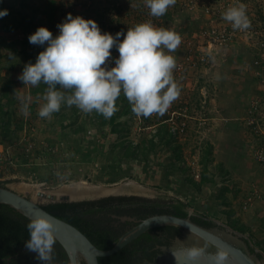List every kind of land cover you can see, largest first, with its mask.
I'll return each instance as SVG.
<instances>
[{
	"label": "rangeland",
	"instance_id": "1",
	"mask_svg": "<svg viewBox=\"0 0 264 264\" xmlns=\"http://www.w3.org/2000/svg\"><path fill=\"white\" fill-rule=\"evenodd\" d=\"M241 3L246 5L251 29L235 30L236 38L227 47L214 49L207 62H198L200 51H204L199 43L203 31L213 26L232 27L222 16L229 7ZM50 7L55 9L51 11ZM21 8L23 16H35L38 8L31 30L45 27L54 37L59 34L57 25L68 14L94 20L102 34L113 36L117 32L126 34L128 28L146 22L179 33L182 43L177 52L171 54L176 57L173 75L181 94L164 116L142 118L133 113L128 116L132 120L130 137L136 143L154 138L158 144L147 159L124 158L118 144L119 135L112 132L109 124L113 116L105 119L95 112L85 114L75 106L66 105L51 119L38 116L44 103L43 92H35L39 86L24 87L18 77L43 48H32L29 33L21 28L6 30L5 25L12 24L16 16L10 15L6 24L0 22V94L2 87L11 81L13 104L6 108L14 111L10 128L16 132L3 136L1 123L6 119L0 112V145L7 157L0 166V185L45 204L50 201L39 198L35 190L24 192L17 186L38 184L41 187L37 191L59 193L67 185L81 180L108 188L132 180L148 188L147 193L131 190L120 193L183 199L191 204L192 214L210 211L214 221L240 232L246 240L253 241L257 249L264 251V199L249 212L241 209L253 186L264 192V170L252 153L256 137L246 123L253 101L264 97L263 75H258L264 70L256 63L257 60L264 63V49L258 47L264 42V0H177L166 13L171 17L165 14L159 18L149 14L145 0H25L24 6L20 0H5L3 10ZM51 13L53 21L49 18ZM23 48L26 50L22 51ZM111 52L118 58L115 49ZM179 65H184V70H178ZM25 100L30 110L27 117L21 112ZM0 102L6 103L7 99L0 95ZM123 107L120 104L116 113ZM85 120L87 123L81 133H75L73 126L83 125ZM105 121L107 123L102 125ZM117 121L124 123L127 117ZM175 122L176 127L183 122L187 126L184 133L170 142L174 146L170 148L156 133L160 127L171 128ZM18 125L21 127L17 128ZM179 163L187 166L186 171L178 168ZM204 173L207 182L198 187L192 184L201 182ZM242 226L248 230L241 231ZM261 259L264 262V257Z\"/></svg>",
	"mask_w": 264,
	"mask_h": 264
},
{
	"label": "clouds",
	"instance_id": "2",
	"mask_svg": "<svg viewBox=\"0 0 264 264\" xmlns=\"http://www.w3.org/2000/svg\"><path fill=\"white\" fill-rule=\"evenodd\" d=\"M176 2L145 0V6L151 16L159 18ZM8 14L7 9L0 11V18ZM222 18L233 30L243 32L252 27L243 3L229 7ZM57 28L59 34L55 37L45 27H39L28 37L30 44L44 50L38 54L35 64L29 62L24 66L18 77L24 87L46 86L41 97L44 103L38 111L40 118L51 119L54 113L60 112L62 105H66L75 106L85 114L95 112L110 119L119 110L116 102L121 95L137 117L164 116L180 97L181 87L173 75L177 61L171 54L177 52L182 43L179 33L146 22L128 28L126 34L117 32L113 36L102 34L94 20L71 14ZM112 49L119 53L118 58L112 56ZM112 63L114 67L110 66ZM21 112L25 117L30 115L26 100L22 101ZM26 228L30 235L25 242L26 250L35 253L40 264H54L55 233L58 231L54 218L35 215ZM190 230L186 242L178 240L184 245V264H199L206 254L210 264H227L230 260L228 249L219 244H189L193 235ZM172 255L175 257V253Z\"/></svg>",
	"mask_w": 264,
	"mask_h": 264
},
{
	"label": "trees",
	"instance_id": "3",
	"mask_svg": "<svg viewBox=\"0 0 264 264\" xmlns=\"http://www.w3.org/2000/svg\"><path fill=\"white\" fill-rule=\"evenodd\" d=\"M20 2L22 6L25 5V0H20ZM4 6L5 0H0V11L3 10ZM54 9V7H50L51 11ZM38 13V8L35 10V16H23L22 8L18 11L11 10L6 17L0 18V22L5 23L10 15L16 14V16L13 17V23L10 25L5 23L6 25L4 28L8 31L21 28L31 35L39 28V26H37L34 30H31L32 23L37 19L36 16ZM166 16L171 17V14L168 13ZM49 18L53 21L54 14L51 13ZM23 44L26 46L27 42H23ZM9 47L12 48L11 45ZM32 48L36 50L39 49V46L32 45ZM25 50V48L22 49V51ZM43 50L44 48L39 49L38 54ZM34 57L35 59H33L34 61L32 60V64L36 62L37 57ZM11 87H13V85L11 81H8L6 85L2 87L0 94L2 98L5 97L7 99L6 103L0 102V112L3 114L2 118L6 119L1 123V132L4 137L14 135L16 132V130L12 131L10 128L14 111L10 108H6L8 105L13 104V98L10 95ZM45 88L46 86L41 84L35 92L41 90V92L44 93ZM120 104L124 105L123 109L116 113V115H113L109 124L112 126V132H116L119 135L118 144H120L123 151L122 157L140 160L147 159L150 152L155 151L158 143L154 138L144 139L136 143L132 137H130L132 132L130 129V122L132 120L130 119L131 117L128 118V116L132 113L131 105L123 95L118 98L116 106L118 107ZM120 117H127V121L124 123L117 121ZM86 123L87 121L85 120L83 125L73 126L75 128V133L80 134ZM106 123V121L102 122V125ZM20 127L21 125L17 126V128ZM156 135L162 136V141L166 140L165 145L169 144L168 146L170 148L174 147L170 145V142H172L177 135L171 131L170 127H160ZM178 168L182 171H186L187 166L182 167L179 163ZM207 181L208 179L204 173L201 182L197 183L194 181L192 184L198 187L201 186L203 182ZM131 202L136 203L134 204L136 206H130L133 205ZM118 203H120L121 206L128 205L126 209L121 206L117 207V213L119 215L128 214L136 216L139 219H145L154 214H173L180 217L190 216L193 221L208 228L217 226V223L206 214L193 213L190 215L188 208L191 204L183 199L174 197H160L155 199L135 196L109 197L99 200L48 202L42 204V206L55 216L78 227L99 248L107 250L111 249L123 235L121 230L113 226L110 216L111 208L118 205ZM29 220V218L13 207L0 204V264H40V262L35 259L36 254L28 252L25 248V242L30 239V235L26 228V224ZM240 229L241 231L248 230L245 226L240 227ZM181 235L182 230L180 227L163 226L154 228L144 233L116 254L109 257H101L100 264H155L162 250L153 248L157 244L169 246L176 236ZM260 257L263 258L264 255L261 254ZM54 264H70L68 254L58 241L55 244Z\"/></svg>",
	"mask_w": 264,
	"mask_h": 264
},
{
	"label": "water",
	"instance_id": "4",
	"mask_svg": "<svg viewBox=\"0 0 264 264\" xmlns=\"http://www.w3.org/2000/svg\"><path fill=\"white\" fill-rule=\"evenodd\" d=\"M37 194L39 198L48 199L50 202H73L98 199L112 193L78 198H72L67 193L58 194L39 191ZM0 204L13 207L29 219L35 215H47L50 219L54 218L58 228L55 233L57 241L68 254L70 264H100L101 257L112 256L144 233L163 226L180 227L182 236L176 237L171 245H166L162 248V254L158 256L155 264H184L182 252L184 245L179 243L178 240L182 243L186 242L191 235L190 228L193 230V235L191 240L188 241L189 244L198 243L201 246L219 244L224 246L230 251V260L227 264H264L261 257L252 251L243 234L230 229L219 221H216L217 226L208 228L196 223L190 216L180 217L173 214H154L141 219L137 225L123 234L111 249L104 250L99 248L78 227L50 213L42 206L40 201L26 193L0 185ZM188 211L191 215V209H188ZM172 253H175V257ZM199 264H210L207 254Z\"/></svg>",
	"mask_w": 264,
	"mask_h": 264
},
{
	"label": "built area",
	"instance_id": "5",
	"mask_svg": "<svg viewBox=\"0 0 264 264\" xmlns=\"http://www.w3.org/2000/svg\"><path fill=\"white\" fill-rule=\"evenodd\" d=\"M253 32H251L252 34ZM258 34V32H256ZM236 38V31L233 30L232 27L226 26L224 29L218 28L213 26L205 31H203L202 35L200 36L201 41V48L204 51H200L198 62L205 63L209 60L211 54H213L214 49L218 48H225L229 45V43ZM259 49H264V42L263 45L258 46ZM263 56V55H262ZM264 58V57H263ZM190 60H193L192 56H189ZM264 60V59H263ZM197 65V62H195ZM259 65H262L263 62L261 60H257L256 62ZM178 70H184V65H179ZM264 73V72H263ZM258 73V75H263L261 82L264 83V74ZM248 118L246 119V123L248 128H250L256 140L252 143V153L255 161L262 166L264 170V97L253 101L249 110H248ZM174 122V121H173ZM187 123L183 122L181 126L176 127L175 124L171 127V131L175 134H182L186 130ZM1 146V145H0ZM5 150L0 147V166H2L5 162L7 157H5ZM264 199V192L257 186H253L250 191L247 192L244 201L241 204V209L244 212H249L253 208H255L258 203Z\"/></svg>",
	"mask_w": 264,
	"mask_h": 264
},
{
	"label": "bare ground",
	"instance_id": "6",
	"mask_svg": "<svg viewBox=\"0 0 264 264\" xmlns=\"http://www.w3.org/2000/svg\"><path fill=\"white\" fill-rule=\"evenodd\" d=\"M93 184H90L89 182L85 180H81L72 185L71 184L67 185L58 194L67 193V194H70L72 198H78V197H88V196H102V195L110 194V193L125 192L127 190H131V192L136 191L138 193L139 192L147 193L148 191V188L143 187L142 185L132 180L130 182L124 183L120 185L119 187H115V188H108L103 185H93ZM17 187L23 190L24 192L35 190V193L37 195V193L39 192V190L37 191V189H39L41 185L21 184Z\"/></svg>",
	"mask_w": 264,
	"mask_h": 264
},
{
	"label": "flooded vegetation",
	"instance_id": "7",
	"mask_svg": "<svg viewBox=\"0 0 264 264\" xmlns=\"http://www.w3.org/2000/svg\"><path fill=\"white\" fill-rule=\"evenodd\" d=\"M128 196H135V197H142V198H150V199L160 198V197H149V196H146L144 194L143 195H128L127 193H112V194H110L108 196H102V197H100L98 199H92V200H99V199H104V198H109V197H128ZM42 204H44V203H42ZM131 204H133V205H130L132 207L136 206V205H134L136 203L131 202ZM119 206H121L120 203H118V205L113 206V208H111V213H110V216H111V219H112L111 221H112L113 226L116 229L121 230L123 232V234H125L126 232H128L129 230H131L135 225H137V223L141 219L137 218L136 216L128 215V214L127 215L126 214L125 215H119L117 213V210H118L117 207H119ZM121 207L124 208V209H126V207H128V205L126 204V205L121 206ZM158 233H159V231H158ZM176 237H178V236H176ZM247 241L250 244V247H251V249H252V251L254 253H256L259 256L261 254L264 255V251L263 250L261 251V250L257 249L255 247V245L253 244V241H251V240H247ZM164 246H166V245H158L157 244L153 249H160V250H162V248Z\"/></svg>",
	"mask_w": 264,
	"mask_h": 264
},
{
	"label": "crops",
	"instance_id": "8",
	"mask_svg": "<svg viewBox=\"0 0 264 264\" xmlns=\"http://www.w3.org/2000/svg\"><path fill=\"white\" fill-rule=\"evenodd\" d=\"M201 213L208 215L210 218H213V217H212V214L210 215V213H211L210 211H209V212H205V213L201 211ZM212 213H213V212H212ZM213 214H215V213H213ZM213 219H214V218H213ZM219 222H221V221H219Z\"/></svg>",
	"mask_w": 264,
	"mask_h": 264
}]
</instances>
